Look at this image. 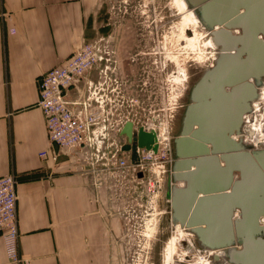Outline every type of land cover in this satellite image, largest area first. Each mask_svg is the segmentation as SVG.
Here are the masks:
<instances>
[{
    "label": "crops",
    "instance_id": "1",
    "mask_svg": "<svg viewBox=\"0 0 264 264\" xmlns=\"http://www.w3.org/2000/svg\"><path fill=\"white\" fill-rule=\"evenodd\" d=\"M105 5L0 0V177L16 180L19 251L29 264H123L128 250L123 184L92 166L86 147L52 148L38 107L40 78L104 37ZM99 79L89 72L69 100L84 99ZM0 264H9L1 238Z\"/></svg>",
    "mask_w": 264,
    "mask_h": 264
},
{
    "label": "water",
    "instance_id": "2",
    "mask_svg": "<svg viewBox=\"0 0 264 264\" xmlns=\"http://www.w3.org/2000/svg\"><path fill=\"white\" fill-rule=\"evenodd\" d=\"M185 1L205 26H221L212 35L222 51L193 87L183 129L174 140L172 179L185 186L168 184L172 221L193 232L201 247L222 249L230 264H264V224H259L264 216V149H249L252 145L233 138L241 133L243 116L251 112L264 77V21L254 24L252 19L254 10L262 17L264 0ZM120 135L127 139L122 150L132 151L133 163L138 148L158 151L154 129L140 127L135 135L133 122L127 121ZM244 190L253 193L242 199ZM237 209L240 217L233 220ZM214 260L223 264L219 255Z\"/></svg>",
    "mask_w": 264,
    "mask_h": 264
},
{
    "label": "rangeland",
    "instance_id": "3",
    "mask_svg": "<svg viewBox=\"0 0 264 264\" xmlns=\"http://www.w3.org/2000/svg\"><path fill=\"white\" fill-rule=\"evenodd\" d=\"M104 11L107 27L103 35H107L114 52L112 60L117 61L116 74L120 83L118 91L110 94L112 102L108 109L114 108L115 120L132 121L136 127L158 126L162 130L159 136L164 139L163 144L171 143L161 157L162 162L150 158L144 167L133 171V177L120 179L118 172L112 169L110 152L114 154L126 142L118 133L121 124L114 129L108 126L103 133L106 158L100 167L107 163V177L123 183L120 193L124 195V217L130 220L126 223L129 237L123 264H190L196 260V249L203 248L196 239L192 242L193 239L182 244L189 248V258H185L184 248L166 251L165 246L179 232L178 224H173L172 213L161 194L149 192L148 187L154 173L159 174L163 188L170 181L176 161L174 140L181 130L182 110L189 104L192 88L213 63L215 49L209 45L205 25L192 28L178 0H106ZM184 31L190 39H195L192 44L196 45H187ZM199 47L205 52L199 51ZM260 98L259 107L253 113L254 121L251 119L255 124L261 121L264 124V95ZM254 143L247 144L253 146ZM126 156L120 154L121 158ZM137 181L142 184L139 191L134 188ZM178 186L184 185L178 183ZM151 200H156L155 207L149 204Z\"/></svg>",
    "mask_w": 264,
    "mask_h": 264
},
{
    "label": "built area",
    "instance_id": "4",
    "mask_svg": "<svg viewBox=\"0 0 264 264\" xmlns=\"http://www.w3.org/2000/svg\"><path fill=\"white\" fill-rule=\"evenodd\" d=\"M12 33L15 31L12 30ZM111 51L109 41L100 37L94 42L78 48L66 64L50 69L39 80L38 107L42 110L45 118L51 147L65 151L86 147L89 150L88 156L92 161V166L99 167L101 161L106 158L105 134L103 133L106 132L108 126L114 129L121 124L118 129L119 133L127 122V120H115L113 117L115 115L114 108L108 109L109 103L112 102L110 94L114 95L120 85L117 76H114L116 75L115 63L111 65ZM95 69L99 70L100 79L96 83L92 81L87 83L85 98L77 101L69 100L70 90ZM140 127L146 131L154 129H149L151 126L145 125L136 128ZM156 127L161 133L162 130L158 126ZM159 143L160 138L157 152L138 148L137 160L134 163L131 158L132 151H123L124 144L121 145L114 154L110 152L111 162H113L112 169L118 172L120 179L128 176L133 177V171L144 167L148 159L154 157L161 161L164 152L170 149V141L162 144V147ZM259 146L262 147V145ZM119 153L128 156L121 158ZM49 156L47 150L40 153V157L43 159ZM102 166L101 168L106 171L107 163H103ZM161 182L159 174H152L149 179L148 191L160 196L163 188ZM134 188L139 191L142 189V184L137 181ZM154 201L156 200L149 201L153 207L156 206ZM125 220L127 223L130 221L127 216ZM0 238L3 240L9 264H29L28 260L22 258L19 251L16 180L13 175L0 177Z\"/></svg>",
    "mask_w": 264,
    "mask_h": 264
},
{
    "label": "bare ground",
    "instance_id": "5",
    "mask_svg": "<svg viewBox=\"0 0 264 264\" xmlns=\"http://www.w3.org/2000/svg\"><path fill=\"white\" fill-rule=\"evenodd\" d=\"M178 2H179V4L182 7H184L185 12L187 13V17H186L187 18V21H189V22L192 23L191 24L192 25V28H197L198 29V28L204 27V25H203V23L201 21V17L199 15V12H197V9L196 8H191L187 4V2L185 0H178ZM241 11H243V10H241ZM253 12H254V15H253L252 19H253V23L254 24H257V19H258V23H259V21H261V18L264 21V19H263L264 18V12L262 13V17H261V14H260L259 11H258L259 12L258 14H256L257 11L255 12V10ZM248 23H249V21H248ZM220 27L221 26H216L214 28H209L208 26H205L206 30H204V31L208 35L209 45L213 49H215V54H216L215 55V58L213 60V63L208 68H212L215 65V61L217 60L220 52L222 51V47L221 46H218V44L215 42V40L213 38V35H212L213 30H219ZM195 32H196L197 35L199 34L198 31H195ZM184 33H185L184 39L186 40L187 45H189V44L191 45L194 42L195 39L194 38L193 39H190V37L186 36L188 33H186L185 31H184ZM232 34H241V29H234L232 31ZM196 44L197 43L192 44L191 47L193 45H196ZM199 51H201L202 53L205 52V50L202 47H199ZM260 88L261 89H259V91H258V94H259V97L258 98H259V100L256 99V100H254L251 103V107L253 109H255V107L256 108L258 107L257 104L261 100L260 97H262V95H264V78L262 79V84H261ZM260 90H261V92H260ZM256 111H257V109H256ZM248 114H250V113H248ZM248 114H245L243 116V120H244L243 126H246V128L251 131L252 136L248 135V133L247 134L245 133V135H243V134H234L235 140L242 139V142H243V139L245 140L246 138H248L247 142H243L244 146H246L245 144L250 143V142H255L253 145H261V144L263 145L264 144V124H262V121L259 122V124L253 123V121L251 120L250 115H248ZM151 128H154L159 133L157 127H149V129H151ZM137 131H138V128L135 127V124L133 122V132H134L135 135L137 134ZM159 135L162 136V133H159ZM159 138H160V136H159ZM163 142H164V139L163 138H160V143H159L160 144V147L162 146ZM249 149H253V147L251 146ZM257 149H261L260 146L256 147L255 150H257ZM262 149H264L263 146H262ZM176 159H177V157H176ZM222 165H224V164H222ZM169 178H170V181H169L168 184H171L172 186H174V185L175 186H178V183H182L185 186V184L183 182H174L173 179H172V175L169 176ZM238 178H239V174L238 173H234V180L235 179H238ZM167 187H168V185H167ZM167 187L161 189V192H162L161 193V198H164V201L168 203V207L170 208V212L172 213L171 206H170L171 205V202L166 197ZM178 187H183V186H178ZM244 193H246L247 195H250V194L253 193V191H251V190H244L243 192H240V197H242L241 195L244 194ZM242 199H243V197H242ZM234 214H235L234 215V219L237 218V217H240V210L237 209L236 212H234ZM236 214H237V216H236ZM171 220H172V216H171ZM259 221L264 222V216L263 217H260L259 218ZM177 224H178L177 226H178V231L179 232H178V234H176L173 237L172 242L169 243V244H167L165 246V249L168 252V251H170L172 249H175V248L180 249V250L184 248L183 249V252H185V254H186L185 255L186 256L185 258H187V257L189 258V254L188 253L190 252V250H188L189 248H187V247H183L182 244H185L188 240H191L192 241L193 239H194V241H192V242H195V239L197 240V237L189 229H187L185 227H182L179 223H177ZM174 225H176V224H174ZM192 245H193V243H192ZM193 246H192V248H193ZM202 248H203V250L202 249H196L198 251V252H196V254H198V255H196V260H194L190 264H216V262L214 260V256L215 255H219L220 256V262L221 263H223V264H230L227 261V259L223 257V251H222V249L221 250H215L213 248H208V247H202ZM236 248H241V245L237 243L236 244ZM200 252L201 253L202 252H205L206 255L205 256H202V255H200L201 254Z\"/></svg>",
    "mask_w": 264,
    "mask_h": 264
},
{
    "label": "flooded vegetation",
    "instance_id": "6",
    "mask_svg": "<svg viewBox=\"0 0 264 264\" xmlns=\"http://www.w3.org/2000/svg\"><path fill=\"white\" fill-rule=\"evenodd\" d=\"M234 29H232V31H233ZM104 38L106 39V40H108L107 39V35H104ZM109 41V40H108ZM110 43V42H109ZM111 48V47H110ZM112 50V49H111ZM114 57V52H113V50L111 51V55H110V60L112 61V64L111 65H113L114 63H115V72H116V69H117V61L114 59V60H112V58ZM117 75V74H116ZM264 78V77H263ZM262 78V79H263ZM254 82V81H253ZM255 83V82H254ZM261 86V85H260ZM260 86H258V89H261L260 88ZM192 90H193V88H192ZM192 90H191V93H190V96H189V104L191 103V94H192ZM260 92H261V90H260ZM258 97H259V94H258ZM257 97V98H258ZM256 98V99H257ZM256 99H254V100H256ZM254 100H252L251 102H250V104L254 101ZM189 104H186V107H185V109L183 108V110H182V114H183V117H182V121H181V130H180V133H181V131H182V129H183V119H184V117H185V115H186V111H187V107H188V105ZM259 107V106H258ZM256 107H255V109H251V112H249L250 113V115L252 116L251 117V119H253V121H254V112L256 111ZM248 114V113H247ZM244 123V122H243ZM250 131V130H249ZM246 132V134L248 133V135H250L249 134V132L246 130V128H244L243 127V124H242V129H241V133H245ZM179 133V134H180ZM119 135H120V133H119ZM120 137H124L125 138V141H126V137L125 136H121L120 135ZM234 137V136H233ZM245 137V136H244ZM243 137V138H244ZM235 138V137H234ZM126 143V142H125ZM263 147H264V145H263ZM262 149V148H261Z\"/></svg>",
    "mask_w": 264,
    "mask_h": 264
}]
</instances>
